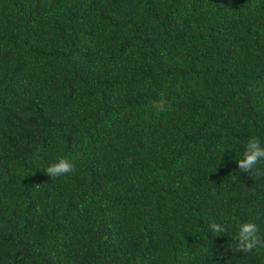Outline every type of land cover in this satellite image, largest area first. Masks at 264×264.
<instances>
[{"label":"trees","instance_id":"16d2710c","mask_svg":"<svg viewBox=\"0 0 264 264\" xmlns=\"http://www.w3.org/2000/svg\"><path fill=\"white\" fill-rule=\"evenodd\" d=\"M253 137L264 0H0V264H264Z\"/></svg>","mask_w":264,"mask_h":264},{"label":"clouds","instance_id":"9594fccd","mask_svg":"<svg viewBox=\"0 0 264 264\" xmlns=\"http://www.w3.org/2000/svg\"><path fill=\"white\" fill-rule=\"evenodd\" d=\"M243 159L238 160L239 169L242 171H248L249 173L260 176L264 175L256 168V165L261 161H264V147H261V141L258 138H251L248 140ZM74 164L65 157H60L57 162L51 164L45 170L52 177L56 178L69 174L74 171ZM214 233H222L224 230L221 225L213 223L211 225ZM258 233L257 225L252 222L241 223L239 226L237 239V246L235 251L250 253L253 250L264 248V239H261Z\"/></svg>","mask_w":264,"mask_h":264}]
</instances>
